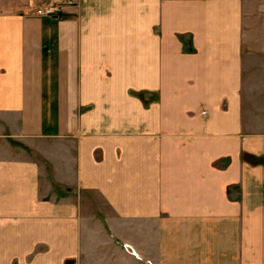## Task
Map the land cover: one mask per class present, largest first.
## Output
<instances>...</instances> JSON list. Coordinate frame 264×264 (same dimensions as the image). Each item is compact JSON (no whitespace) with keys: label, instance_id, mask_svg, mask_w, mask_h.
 <instances>
[{"label":"crops","instance_id":"1","mask_svg":"<svg viewBox=\"0 0 264 264\" xmlns=\"http://www.w3.org/2000/svg\"><path fill=\"white\" fill-rule=\"evenodd\" d=\"M0 264H264V0H0Z\"/></svg>","mask_w":264,"mask_h":264},{"label":"built area","instance_id":"2","mask_svg":"<svg viewBox=\"0 0 264 264\" xmlns=\"http://www.w3.org/2000/svg\"><path fill=\"white\" fill-rule=\"evenodd\" d=\"M62 5L57 3H43L35 9V14L39 17H59Z\"/></svg>","mask_w":264,"mask_h":264}]
</instances>
